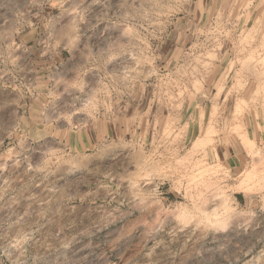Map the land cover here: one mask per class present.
<instances>
[{
	"label": "rangeland",
	"instance_id": "374dc122",
	"mask_svg": "<svg viewBox=\"0 0 264 264\" xmlns=\"http://www.w3.org/2000/svg\"><path fill=\"white\" fill-rule=\"evenodd\" d=\"M72 263L264 264V0H0V264Z\"/></svg>",
	"mask_w": 264,
	"mask_h": 264
},
{
	"label": "bare ground",
	"instance_id": "6f19581e",
	"mask_svg": "<svg viewBox=\"0 0 264 264\" xmlns=\"http://www.w3.org/2000/svg\"><path fill=\"white\" fill-rule=\"evenodd\" d=\"M216 222H219V220L216 219ZM212 223H213V222H212ZM214 224H217V223H215V221H214ZM231 228H232V226H231ZM231 228H230V230H231ZM233 228H234V226H233ZM228 229H229V228H228ZM235 231H236V230H235ZM223 232H224V231H223ZM227 232H228V231H227ZM227 232H225V233H227ZM230 233H232V232H230ZM230 233H229V234H230ZM220 234H221V233H220ZM229 234H228L227 236H229ZM218 236H219V235H218ZM221 236H222V235H221ZM232 236H233V235H232ZM232 236H231V237H232ZM229 238H230V237H229ZM219 239H220V238H219ZM222 239H223V238H222ZM224 239H225V236H224ZM226 239H227V238H226ZM221 242H222V241H221ZM88 258H89V257H88ZM81 260H82V259H81ZM74 261H75V260H74ZM68 262H69V261H68ZM72 262H73V261H72ZM85 262H86V261H85ZM90 262H91V261H90ZM64 263H65V262H64ZM78 263H79V262H78ZM72 264H74V263H72ZM76 264H77V263H76ZM87 264H88V263H87Z\"/></svg>",
	"mask_w": 264,
	"mask_h": 264
}]
</instances>
